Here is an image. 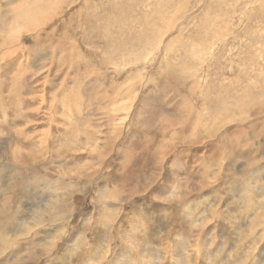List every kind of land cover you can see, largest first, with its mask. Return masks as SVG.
<instances>
[{
    "label": "rangeland",
    "instance_id": "1",
    "mask_svg": "<svg viewBox=\"0 0 264 264\" xmlns=\"http://www.w3.org/2000/svg\"><path fill=\"white\" fill-rule=\"evenodd\" d=\"M226 1L0 0V123L9 125L4 108L9 117L23 112L36 131L56 110L67 125L56 139L61 145H54L53 128L62 123L55 120L47 137L39 129L19 138L39 150L56 146L54 161L43 158L40 166L70 201L68 216L51 225L27 218L6 230L2 236L13 239H0V264H49L53 248L67 253L68 264H264V197L260 206L251 195L243 209L250 202L244 194L264 186V129L252 133L253 117L239 108L217 116L216 104L231 81L241 80L231 87L238 97L246 82L257 83L255 93L264 88V0ZM250 1L256 16L242 17ZM131 33L142 39L133 49ZM69 88L80 105L64 119L58 98ZM6 158L17 164L9 152L0 163ZM32 170L17 166L0 180L12 194ZM115 189H122L119 201L108 196ZM119 209L125 222H117Z\"/></svg>",
    "mask_w": 264,
    "mask_h": 264
},
{
    "label": "bare ground",
    "instance_id": "2",
    "mask_svg": "<svg viewBox=\"0 0 264 264\" xmlns=\"http://www.w3.org/2000/svg\"><path fill=\"white\" fill-rule=\"evenodd\" d=\"M226 1V0H225ZM241 1V0H240ZM227 2V1H226ZM256 4V1L253 2V1H250L249 4L247 5V8H246V11L247 13L246 14H243L242 17H252L253 15V5ZM258 5V4H257ZM256 5V6H257ZM114 6V5H113ZM122 6V5H121ZM236 6V5H235ZM121 8V7H120ZM119 8V9H120ZM128 8V7H127ZM264 9V8H263ZM115 11V10H114ZM122 11V9H121ZM258 11H256L257 13ZM87 13V12H86ZM259 13V12H258ZM55 14V13H54ZM120 14H122L123 16H125V19H127L128 17L125 15V13L122 11ZM49 15V14H48ZM52 15V14H50ZM234 16V15H233ZM253 16H256L255 14ZM262 16V15H261ZM49 17V16H48ZM140 18V17H139ZM229 18V17H227ZM47 19V18H46ZM49 19V18H48ZM47 19V20H48ZM120 19H122L120 17ZM49 20H53V19H49ZM48 20V21H49ZM225 20V19H224ZM46 21V22H48ZM54 21V20H53ZM52 21V22H53ZM249 21V20H248ZM262 21V20H261ZM90 22V18H87V21L86 23L89 24ZM260 22V21H259ZM50 23V22H49ZM85 23V24H86ZM205 23V19L203 20V22L201 23L204 24ZM47 24V23H46ZM150 24V23H149ZM45 25V24H44ZM205 25V24H204ZM226 26H229L228 23L225 24ZM261 25V24H260ZM47 26V25H46ZM225 26V27H226ZM259 26V25H258ZM263 27V26H262ZM132 30V28H130L129 31L127 32H130ZM138 32V31H137ZM232 32V31H231ZM229 32V33H231ZM233 33H236V30H233ZM233 33L232 35H229L230 37L233 36ZM127 38H126V42L128 45H130L129 49H133L134 46H132L133 44H137L140 45L142 39L140 36L137 35V33H131L129 35H126ZM225 36H228V35H225ZM228 36V37H229ZM229 37V38H230ZM13 38V37H12ZM153 41V40H152ZM245 41V40H244ZM125 43V42H124ZM118 44V43H117ZM158 46V45H157ZM245 46H247L245 44ZM17 47V46H16ZM22 47V46H21ZM9 48V47H7ZM19 48V47H18ZM21 49V48H20ZM232 49V48H231ZM157 50V49H156ZM160 50V49H159ZM132 51V50H131ZM17 52V50H16ZM206 52V51H205ZM208 52V51H207ZM217 54V53H216ZM17 55V53H16ZM22 55V54H21ZM208 56V55H207ZM166 59V58H165ZM71 61V60H70ZM206 64V63H205ZM209 65V64H208ZM212 72V71H211ZM256 72V71H255ZM205 73V72H204ZM214 73V72H213ZM207 75V74H206ZM213 75V74H212ZM55 78V77H54ZM209 78V77H208ZM207 78V79H208ZM213 79V78H212ZM216 79V78H215ZM210 81H212L210 79ZM234 82H241V80H238V81H231L230 82V85L229 83H227V88L226 89H221L224 91V93L228 96L230 95V99L227 98V96H223L224 99H225V103L223 104L224 102V99L222 98V100H218L216 101V104H217V116L219 117H225L227 115H234V110L235 108H239L240 112L241 113H244V112H249V115L251 117H253L252 119V122L254 124V130L252 131V133H256V134H259L263 129H264V120H260V118L258 117L262 111L264 110V88H257L258 91L257 93H255L254 91H256V88L253 87L255 85H257V83L255 81L253 82H246V86L244 88V84H242L243 86V89L242 90V94H241V97H238L240 96V93L238 96L235 95V91L234 89H231V87L233 88H238V85L234 84ZM86 84V83H85ZM129 84V83H128ZM212 84V83H211ZM255 84V85H254ZM3 84L0 85V89L3 88L2 87ZM66 85V84H65ZM99 85V84H98ZM215 85V84H214ZM240 85V84H239ZM253 85V86H252ZM212 86V85H211ZM209 86V87H211ZM230 86V87H229ZM241 86V87H242ZM17 87V86H16ZM65 87V86H64ZM208 87V88H209ZM216 87V86H215ZM251 87V88H250ZM70 89V88H69ZM210 89V88H209ZM218 90V88H216ZM99 90V89H98ZM208 91V89H206ZM212 90V89H210ZM214 90V89H213ZM2 91V89H1ZM59 91H62L59 89ZM64 91V90H63ZM67 91V90H66ZM233 91V92H232ZM71 92V89L70 91H68L67 93L66 92H62L63 95H61L60 97L58 96L60 94L58 93H54V94H58L57 97L60 101L58 103V106L59 105H62L63 106V112H62V115H63V118L65 119L64 116H67L68 113H66L67 111H70L72 106L74 104H79V100L73 96H71L70 94ZM74 92V91H72ZM237 93V92H236ZM118 94V93H117ZM206 94V93H205ZM204 94V95H205ZM233 94V95H232ZM55 95V96H56ZM14 96V95H13ZM24 97V96H23ZM41 97H44V96H41ZM198 97V96H197ZM208 96H206V99L208 100L207 98ZM218 97V96H217ZM257 97H260L262 101H257ZM5 98V97H4ZM10 98V97H8ZM138 98V97H137ZM196 98V97H195ZM238 98V99H237ZM241 98V99H239ZM55 99V97L53 98ZM41 100V99H40ZM130 100V99H129ZM235 100V101H233ZM240 100V101H239ZM1 101V100H0ZM10 101V99H9ZM8 101V102H9ZM43 101H44V98H43ZM135 101V100H134ZM203 101V100H202ZM227 101L230 102L229 105H227ZM47 102V101H46ZM81 102V100H80ZM201 102V101H200ZM204 102H205V99H204ZM247 102H251V103H254L253 104V108L252 109H249L248 108V104ZM257 102V103H256ZM15 103V102H14ZM143 103V102H142ZM208 103V107H209V101L208 102H205V103H202L203 105ZM220 103H222V107H220ZM23 104V103H22ZM125 105V103H123ZM210 104H213V103H210ZM5 106V102L3 100V103L1 104V106ZM8 105V104H7ZM19 105V104H17ZM10 106V105H8ZM55 106V105H53ZM36 107V106H35ZM212 107V106H211ZM220 107V108H219ZM12 108V107H10ZM33 108V107H32ZM116 108V107H115ZM55 109V107H54ZM122 109H123V106H122ZM14 110H18V108H15ZM24 110V109H23ZM38 110V108H37ZM40 110V109H39ZM37 111L35 114L39 113V115L41 114L40 111ZM7 110H5L4 108V112L2 114V117H4L5 119L4 120H7L8 124L6 126L5 123H0V155L5 153V152H9L12 156H13V159L17 162L14 163L13 161H11L9 158H6L4 159V162H1L0 163V176H4L6 174H8L10 172V177H13L14 176V173L13 170L14 168H17V166L19 167V169H26V168H32L33 170L35 169V172H32L34 173V175L32 174V178H29L27 179L26 178V175H27V172H25L24 174V177H23V180H24V184L22 186H20L19 188H15V191L11 194L10 192V189L12 188V186L6 181V179H2L0 180V239L3 238L4 241L5 239L6 240H9V239H13V237L9 236V237H5V236H2V235H5V231L7 230V232L9 231L10 228H12L16 222L18 223H22V221L24 219H28V221H31V219H36V222L37 223H42V222H47L49 225L53 224L54 221H58L59 219L62 218H65L67 217L66 216V210L64 211V209H66L69 204H70V201L68 199V196L67 194H60L56 189L58 188H55L53 183L50 182V175H47V173H49L48 170H46V167H43V166H40V164L42 163V159L43 158H46V159H51V162L54 161L53 158H54V150H56V146L57 145H61V144H58L56 143V139L57 137H59V133H62L60 132V130L64 129L62 125H64L65 127L67 126L65 124V121H60L56 116V110H55V114H51V121L48 122L46 121L47 124L41 126L39 129H42L43 132L45 131V129H47L48 127H52L54 125V120L56 122H62V123H59V125H57L58 127H54L53 129L55 130V137H54V145H56L55 147L53 146V149L52 150H39L37 148H32L31 146L29 145H26V144H22L21 143V140H20V136L21 135H26L27 132H31V133H34L32 129H34L35 127L39 126V124H34V123H30V120H28V117L25 116V114H23V112H14L13 113V116L12 117H9L10 114H7L6 112ZM20 111V110H18ZM32 112V111H31ZM65 112V113H64ZM35 114H31V118L33 119H37V117L35 116ZM69 115V114H68ZM129 115V114H128ZM127 115V116H128ZM163 116V115H162ZM204 116V115H202ZM40 118H44V117H40ZM199 119L200 121H205V118L203 117V119L200 118L199 116ZM206 119H209L211 120V113L209 112L208 113V118ZM248 119V118H247ZM241 120V119H240ZM225 124V123H224ZM227 124V123H226ZM231 124V123H230ZM233 124V123H232ZM121 126V125H120ZM261 127V130H259ZM61 128V129H60ZM231 128V127H230ZM38 128H36V131L39 130ZM69 129V128H68ZM50 130V129H49ZM233 130V129H232ZM231 130V131H232ZM35 131V132H36ZM67 132V130H65ZM119 131V130H118ZM117 131V132H118ZM230 131V132H231ZM264 131V130H263ZM251 132V131H250ZM68 133V132H67ZM214 133V132H213ZM232 133V132H231ZM207 137V140L206 142L208 143L209 140H211V136H209L208 134L204 133ZM244 134V133H242ZM48 135V131H45L44 132V135H43V138L47 137ZM216 135V134H215ZM250 135V133H249ZM252 135V134H251ZM14 136H17L18 138L15 139L13 138ZM205 137V138H206ZM204 138V139H205ZM251 138V137H250ZM142 139V138H141ZM203 140V139H202ZM241 140V138H240ZM71 142V141H70ZM239 142V140H238ZM87 144V143H86ZM211 145V148H213V146H215L213 143H209ZM246 144V143H245ZM94 145V144H93ZM97 145V144H96ZM213 145V146H212ZM240 146V145H239ZM58 147V146H57ZM237 148V147H236ZM234 149V148H233ZM244 149V148H243ZM58 150V149H57ZM56 150V153H58ZM200 150V149H199ZM212 150V149H211ZM245 151H247V148L244 149ZM68 151V150H67ZM257 151V150H256ZM69 152V151H68ZM233 152H235V150H233ZM238 152V151H237ZM231 153V152H230ZM235 154V153H234ZM56 155V154H55ZM58 155V154H57ZM233 155V154H232ZM247 155L250 156V160H251V155L250 153L248 152ZM96 158V157H95ZM254 159V158H253ZM47 161V160H46ZM256 161L257 160H252V162L250 164H253L254 166H256ZM41 162V163H40ZM50 162V161H49ZM61 165V164H60ZM41 169V170H38L37 168L38 167ZM101 167V166H100ZM259 167V166H258ZM50 170L54 171V169H52V166L49 167ZM256 168V167H255ZM68 170V169H67ZM82 172V171H81ZM84 172V171H83ZM85 174V172H84ZM83 174V175H84ZM40 176H44L45 178L44 179H41ZM84 177V176H83ZM117 178V177H116ZM46 179V180H45ZM55 183V182H54ZM78 183V182H77ZM106 183V182H105ZM6 184V187H3L4 185ZM57 184V183H56ZM101 184V183H100ZM104 184V183H102ZM231 184V183H230ZM107 185V183H106ZM109 187V186H108ZM68 189H70V186H67ZM103 188V187H102ZM101 188V189H102ZM49 189V190H48ZM232 189H234V187L232 186ZM109 190V189H108ZM107 190V191H108ZM164 190V189H163ZM260 190L261 191H253L252 194L251 193H246L247 195L244 194L245 198L247 201H250V202H247L244 206V210H247L250 205L249 203L252 202V197H253V201L255 202V205H262L260 203V200L258 199V196H262L264 197V186L260 187ZM9 191V193H7ZM44 191H47V195H46V199H47V196L50 197V199L52 201H48V207H45L44 205H42L44 203V199H43V195H42V192ZM103 192L104 189L102 190ZM101 191V192H102ZM122 189H115L113 191H108V196L111 197H118V201L121 200V197H124L122 196V194H119V192H121ZM124 191V190H123ZM143 191V190H142ZM159 191V190H158ZM100 192V191H99ZM70 193L72 194V196L74 195V193H72L70 191ZM69 194V193H68ZM102 194V193H101ZM101 194L100 196H98L99 198L101 197ZM105 194V193H104ZM139 194V193H138ZM249 194V195H248ZM45 195V194H44ZM127 195V193H126ZM129 195V194H128ZM190 195V193H188V196ZM252 195V197H251ZM59 196L62 198V200L59 199ZM103 196V195H102ZM141 196H144V194H142ZM187 197V196H186ZM190 197V196H189ZM98 198V199H99ZM144 198V197H143ZM188 198V197H187ZM4 199V201L2 202V200ZM101 199V198H100ZM183 199V198H182ZM29 200L30 203H33V205H28L26 203V201ZM102 201V200H101ZM109 201V200H108ZM112 201V199H111ZM125 203H130V201H125ZM116 205H119V203H116L115 205H111L112 207L116 206ZM36 208H35V207ZM252 206H254L252 204ZM251 206V207H252ZM33 207V209H31ZM156 207V206H155ZM138 208V207H137ZM151 209V208H150ZM32 212H34V214L32 215ZM110 212V211H108ZM112 212V211H111ZM69 213V212H68ZM93 213V212H92ZM119 213H120V216H121V219H119L117 222L119 221H126V218H127V212L124 213L122 212L121 209H119ZM159 213V212H158ZM249 213V210L248 212ZM106 214H107V211H106ZM122 215L124 216V218H122ZM132 216V215H131ZM156 217V216H155ZM176 217V216H175ZM179 217V215H178ZM130 218V217H128ZM72 219V218H71ZM27 221V222H28ZM64 221V220H63ZM124 221V222H125ZM121 223V222H120ZM133 223H130V226H132ZM32 225V224H31ZM119 226V225H118ZM32 227V226H31ZM121 227V226H120ZM27 228H29L27 226ZM58 228V226L56 225V227H52L50 226V230L51 231H56V229ZM134 228H137L136 226ZM133 228V229H134ZM26 228H24L23 230H25ZM22 230V232H23ZM62 230V229H61ZM64 230V229H63ZM110 230V229H109ZM113 230V229H111ZM135 230V229H134ZM27 231V230H25ZM30 231V230H29ZM15 232V231H14ZM24 235H27L29 232H23ZM30 234V233H29ZM114 234V232H113ZM20 235V234H19ZM98 235V234H97ZM93 237V236H92ZM100 239V238H99ZM102 240V239H101ZM187 241V240H186ZM1 243V242H0ZM5 243H7L5 241ZM101 244V243H100ZM2 245V244H1ZM33 247V244L31 246V248ZM107 247L109 248L108 250H111V246H110V243L109 245H107ZM96 248V247H95ZM248 248V247H247ZM55 249L56 248H53V249H47L46 250V254L47 255H50L51 253L53 254L52 257H49V264H68L67 262V259L65 258L67 256V253H65L64 255H60V254H54L55 252ZM94 249V248H93ZM99 249V248H98ZM67 251V250H66ZM93 251V250H92ZM36 251H32L30 253V255H28L29 257H33L32 254H34ZM65 252V251H62V253ZM69 252V251H68ZM92 253V252H91ZM95 253V252H94ZM13 254H16L13 253ZM18 254V252H17ZM79 255V254H78ZM104 256V255H103ZM74 257V256H72ZM79 257V256H78ZM91 257V256H90ZM105 257V256H104ZM94 258V257H93ZM143 258V257H142ZM78 260V259H77ZM64 263H63V262ZM66 261V262H65ZM90 264H94V263H98V264H102L103 263V260H90L89 261ZM172 262V261H171ZM70 264V263H69ZM71 264H74V263H71ZM78 264V263H77ZM82 264V263H81Z\"/></svg>",
    "mask_w": 264,
    "mask_h": 264
}]
</instances>
